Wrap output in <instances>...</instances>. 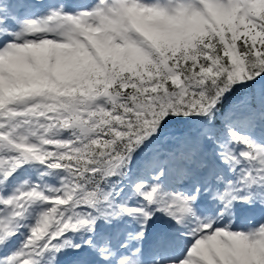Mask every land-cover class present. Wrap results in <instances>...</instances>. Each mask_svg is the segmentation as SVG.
<instances>
[{"label": "snow or ice", "instance_id": "snow-or-ice-1", "mask_svg": "<svg viewBox=\"0 0 264 264\" xmlns=\"http://www.w3.org/2000/svg\"><path fill=\"white\" fill-rule=\"evenodd\" d=\"M260 81L264 0H0V264H264Z\"/></svg>", "mask_w": 264, "mask_h": 264}, {"label": "rangeland", "instance_id": "rangeland-1", "mask_svg": "<svg viewBox=\"0 0 264 264\" xmlns=\"http://www.w3.org/2000/svg\"><path fill=\"white\" fill-rule=\"evenodd\" d=\"M24 2L31 3V2H35V0H24ZM253 216L256 220H259L261 219V217H264V213L256 212L253 214Z\"/></svg>", "mask_w": 264, "mask_h": 264}, {"label": "trees", "instance_id": "trees-1", "mask_svg": "<svg viewBox=\"0 0 264 264\" xmlns=\"http://www.w3.org/2000/svg\"><path fill=\"white\" fill-rule=\"evenodd\" d=\"M262 86H264V81H260V82H258V84L257 85H254L253 86V88H255V89H259L260 87H262ZM238 91H240V92H243V91H247V90H245V89H241V90H238Z\"/></svg>", "mask_w": 264, "mask_h": 264}]
</instances>
